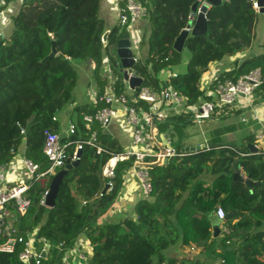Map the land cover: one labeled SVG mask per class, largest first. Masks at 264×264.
<instances>
[{
    "label": "trees",
    "instance_id": "16d2710c",
    "mask_svg": "<svg viewBox=\"0 0 264 264\" xmlns=\"http://www.w3.org/2000/svg\"><path fill=\"white\" fill-rule=\"evenodd\" d=\"M12 1L17 0H6L2 9ZM141 1L148 8L144 19L150 26L149 34L143 41L148 55L133 67L144 77V85L161 90L163 84L170 83L187 97L188 106L214 99L202 88L203 75L213 62L249 46L255 37L257 16L263 15L247 0H223L207 12V33L190 35L179 52L174 48L175 39L188 24L197 0ZM20 2L9 32L0 31V165L11 161L26 137L25 154L42 171L50 165L43 151L45 130L59 132L60 125L54 117L68 103L75 102L74 92L86 65L95 64L93 78L98 93L105 92L109 81L101 72L103 56L110 54L116 63L112 53L116 54L117 42L127 28L122 29L120 24L107 27L100 15L101 0ZM126 2L122 0L120 5ZM106 32L107 44L103 42ZM51 33L59 52L45 58L51 51ZM262 46L261 54L244 59L226 78L236 80L255 68L264 74V41ZM185 50L189 58L181 70L178 68L184 62ZM165 71L177 76L164 79L160 74ZM117 72L114 88L120 93L126 82L118 68ZM254 97L257 103L264 101V82ZM104 105L105 102L96 107L85 104L78 109L80 113H94ZM190 117L173 115L161 124V130L171 122L189 124ZM70 138L80 137L75 134ZM98 142L106 152L99 154L89 145L83 148L79 165L62 180L54 207L41 204L44 188L36 182L29 191L28 212L21 216L15 209L12 211L13 232L33 233L36 241L50 244L42 264H64L65 252L75 246L81 234L91 244L89 264H173L165 254L173 245L195 246L201 252H210L216 256L214 260L222 259L218 264H264V151L251 152L247 146L255 139L248 138L246 144L234 146L221 136L214 137L201 150L173 158L166 165L150 167L153 190L149 197L137 202L135 216L103 223L99 219L119 197L133 159L119 161L115 176L110 179L103 174V167L123 150L115 138L100 129ZM174 144L179 149L186 145L175 140ZM238 168L251 174L259 185L249 188L235 180L233 175ZM110 181L114 188L103 193ZM218 207H223L226 215L234 213L224 220L231 222L227 224L230 233L222 232V252L217 250V238L213 237L208 217ZM235 218L239 220L232 223ZM4 240L0 237V243ZM20 249L21 246L13 253L0 251V264H26L19 259ZM191 263L207 264L199 259Z\"/></svg>",
    "mask_w": 264,
    "mask_h": 264
},
{
    "label": "built area",
    "instance_id": "2783aa9c",
    "mask_svg": "<svg viewBox=\"0 0 264 264\" xmlns=\"http://www.w3.org/2000/svg\"><path fill=\"white\" fill-rule=\"evenodd\" d=\"M121 1L117 0L120 6L119 24L122 27H126L127 32L130 33V48L134 53L133 58L136 63L140 60L138 56L140 40L134 37L131 32L134 25L146 17L148 8L141 0H127L124 6L120 5ZM247 1L252 3L256 12H260L261 6L258 0ZM205 2V0H199L197 11L192 10L189 15V21H195ZM5 5L6 0H0V20L6 18L5 12L8 5L5 10L2 9ZM185 28H187V25L183 29ZM189 30L191 32L192 27ZM103 42L107 44V39L103 38ZM90 67L94 71L95 64L92 63ZM117 68L121 72L118 66ZM132 73L143 78V84L139 87L137 93L136 90H131L130 94L116 92L113 79L107 85L106 89L108 91L101 95L97 90L93 91L91 95L92 104L96 107L99 102H105V105L98 108L94 113L83 115L85 122L84 131L88 133L86 137L82 134L79 139L73 140L69 137V139L67 138L66 141H63V137L59 133L48 129L45 130L43 151L50 162L48 168L41 171L40 165L26 156V137H24L21 146L11 161L0 165V237H5V240L0 243V251L13 253L21 246L19 251L20 260L26 264H42L41 252L36 251L34 247L33 233L9 232L8 223L13 216L12 211L15 209L17 213L24 216L31 206L29 191L33 184L37 182L43 185L47 179L56 174L58 169L66 165L68 158L71 159V162L80 159L78 152L83 150L86 145L95 147L99 154L106 152L98 143V132L92 128L94 123L107 127L118 115L120 107H126L127 122L134 128L132 137L134 148L114 155L106 163L103 173L106 177L112 179L115 176V167L119 161L133 159L130 172L139 181L143 195L149 197L153 190L150 167H140L138 163L153 164L160 162V164H163L166 158L170 161L173 158L187 154V152L177 148L172 140L176 123H169V126L163 130H161V124L168 121L173 115L183 114H190L193 122L202 124L205 120L230 114V111L237 105L239 98L248 102L246 106H252L253 95L256 89L264 82V74L261 69L255 68L236 80L226 78L217 81L214 91L209 94L214 96L213 100H201L197 104L188 106L186 105L187 97L176 90L170 83L163 84L162 89L157 90L144 85V77L138 74L134 67L130 75ZM160 75L164 79H169L171 76H177V73H168L166 75L165 72H162ZM145 103L146 107L144 106ZM252 118H258L257 113H254ZM56 119L57 117L55 116L54 120ZM242 120L246 121L248 118L243 116ZM21 133L25 135L26 129L22 127ZM69 134L71 136L78 134L76 124L72 123L70 125ZM262 144H264V130H260L255 135V145L259 148ZM72 146H74L73 151H71ZM142 146L145 149H139ZM17 163L24 169L25 174L22 175L18 171L19 166ZM12 171L15 174V179L11 182L8 179V172ZM113 188L114 184L110 181L109 189L112 190ZM47 193L48 187H44L41 198L42 205H45ZM216 211L219 218L225 219L226 212L223 207H218ZM99 223H103L101 218ZM221 230L226 235L230 233L227 225H222ZM91 249V244L86 246L85 243L80 241L76 248L77 256L83 262L89 263L90 256L88 253L91 252ZM61 250L62 247H60ZM64 264L76 263L74 259L65 257Z\"/></svg>",
    "mask_w": 264,
    "mask_h": 264
},
{
    "label": "crops",
    "instance_id": "0c3cea01",
    "mask_svg": "<svg viewBox=\"0 0 264 264\" xmlns=\"http://www.w3.org/2000/svg\"><path fill=\"white\" fill-rule=\"evenodd\" d=\"M14 3L16 6H10L6 9L7 19H5L4 21L0 20V31H2V33H6V30L10 29L12 25L13 14L17 12L21 4V2L18 3V0L14 1ZM119 7L120 6H119V3H117V0H101L100 15L102 18L105 19L108 28H111L112 26L119 24ZM148 27L150 26L148 25L147 19L142 18L137 24L134 25V28L132 29V32H131L134 37L140 40L139 42L140 48H139L138 56L140 57V60H144V61L146 60L147 55H148V47H146L145 50H142L143 48L142 46H143V41L145 39V36H148L149 34ZM263 41H264V14L257 16V22L255 25V37L249 46H244L241 49V51L237 52L236 54L226 56L223 60L213 62L210 65L209 70L203 75L202 83H201L202 88L206 91V93L211 94V92L214 91V88H215L214 86L216 85L217 81L223 80L226 77H228L226 75L229 72L238 68V66L244 59L251 57V56L261 54L263 52V46H262ZM187 61L188 59L186 60V62ZM84 69L88 73L87 76L84 73V76L86 77L83 76L84 84L87 86L86 98L82 104H79V101L77 102L75 100V102L73 103L74 106L76 105L82 106L85 104L94 106L91 102V95L93 91H96V90L98 91V84L96 83V81H94L93 72H91L90 70L91 67L86 65ZM111 70L113 69H110L109 72H112ZM165 73L166 75H168V73L170 72L165 71ZM102 75L103 77H107L108 81L112 80V77L109 76L107 73H104V74L102 73ZM126 84L128 85V82H126ZM106 91H108V89H106L105 92ZM252 102H253L252 106H246L248 102L242 98H239V100L237 101V105L234 107L232 111H230V114L210 119V120H216V122L213 124H210L212 125V127L208 125L210 134H206L205 141L198 142L196 144H186L184 147L206 144L212 138L214 137L218 138L219 136H221V138L228 145H234V146L246 144L248 138L255 139L256 133L259 132L260 130H264V101L260 103L255 102V97L253 95ZM254 113H257L258 118L256 119L252 118V115ZM80 114L84 115L85 113H80ZM126 116H127L126 107L121 106L119 109L118 115L113 119V121L107 127H102L100 124H98L99 125L98 128H95L94 125L92 126V128L96 130L97 132H99V129H100L103 132H106L110 134L113 138H115L120 143L123 152H126L134 148V146L132 145V137L134 133V128L127 122ZM243 116L247 117L248 120L243 121L242 120ZM56 120L58 121V117ZM190 120H192L191 117H190ZM191 122L194 123L193 121ZM178 127H181V125L179 126V124H175V130H174V133L172 134L173 142L174 140L177 141L175 138V134L177 132ZM58 133L63 138H66V139L67 138L69 139V137H71V135L69 134V131H62L61 127ZM82 134L87 135L88 133L84 131L82 132ZM250 143H247V146ZM26 148L27 147L25 146V149ZM182 148L180 150H182ZM139 149L143 150L145 149V147L142 146ZM259 150L264 151V144L260 145ZM187 153H190V152H187ZM159 165L161 164L159 163ZM18 166H19V169L21 170L20 171L17 168L18 171L21 172L22 175L25 174L24 169L20 167L19 164ZM105 166L106 164L104 165V167ZM104 167H103V170H104ZM241 170H242L243 175L247 176V174L244 172L242 168ZM18 171L17 173H19ZM8 179L11 182L15 179V174L13 171L8 172ZM50 181L51 179H47L43 185L41 183L40 184L43 188L44 187L49 188ZM143 198H145V196L143 195L142 187L139 181L133 177V174L129 170V172L126 173L125 175V180H124L123 187L121 189L119 197L117 198L116 202L112 205L111 209L101 217V222H105V221L113 220L117 218H122L125 216L134 217L135 216V205L137 204L139 200ZM238 220L239 218H235L233 219L232 223H235ZM230 222L231 221H229V223ZM229 223L228 221L226 222L223 221L222 224L220 225V230H221L222 225H227ZM12 226H13V218H10L9 223H8L9 232H13ZM263 230H264V227H263ZM221 234H222V230H221L220 235ZM218 236L216 237L214 236V230H213V237L217 238ZM79 240L85 243L86 246L90 244L88 237L85 234H81L79 236V239H77L75 246L71 248V250L69 249L68 251L65 252V255L63 256V259H62L63 263H64V258L67 257L69 259H74L76 264H87L86 262H83L82 260H80L79 257L77 256L76 248L78 246V243L80 242ZM46 244L48 243H46L44 240L36 241V238L34 237V247L36 251L42 252ZM216 247L219 252L224 251V247L221 243V240H216ZM88 254L90 256L89 257V261H90L92 257V249H91V252H89ZM165 254L169 259H172L173 264H192L191 261L195 259L202 260L206 262L207 264H218L217 261L219 260V259L214 260V258L216 259L215 255L212 256L210 252L208 253L201 252V250L197 249L195 246L186 248L180 245H173L169 249L166 250ZM162 263L167 264L168 262L166 261Z\"/></svg>",
    "mask_w": 264,
    "mask_h": 264
},
{
    "label": "water",
    "instance_id": "95a60500",
    "mask_svg": "<svg viewBox=\"0 0 264 264\" xmlns=\"http://www.w3.org/2000/svg\"><path fill=\"white\" fill-rule=\"evenodd\" d=\"M206 2L202 5L201 7V11L198 13L195 21H189L187 24V28L182 29L181 33L179 34V36L175 39L174 42V48L181 52L184 49V44L186 39L190 36V35H204L207 33L208 31V20H207V12L210 9L211 6H216V5H220L222 4L223 0H205ZM260 3V13L264 14V0H258ZM199 5V0H197L192 7L193 11H197ZM192 27V30L190 32L189 28ZM108 37V32H106L104 34V39H107ZM130 33L129 32H124L116 45V53H117V57L119 59L118 61V66L121 70V73L123 74V78L126 82H128L129 88L131 90H137L139 89V87L143 84V78L137 74L132 73L130 75V73L133 70V66L135 65V61L133 58V51L131 50L130 46ZM50 41H51V51L50 53L45 57H51V56H55L58 54V48L56 45V40H55V36L54 34H50ZM206 147V144H201V145H197V146H186L182 148V151L185 152H194L197 150H201L203 148ZM249 149L251 150V152H258L259 148L255 145V143H250L248 144ZM83 154V151L80 150L78 152V156L81 157V155ZM80 163V159L72 161L71 159L68 158L67 159V163L64 167H62L60 170H58L56 172V174H54V176L52 177L50 184H49V188H48V193L46 195V200H45V205L47 207H54L56 205V197L58 195L59 189H60V185L62 183V180L64 179V177L67 175L68 171L73 168L78 166ZM160 162L157 163H153V164H146V163H138V166L140 167H152L154 165H159ZM169 163L168 158H166L163 161V164L166 165ZM233 178L237 181H240L244 184H246L249 188H253L256 185H259V182H256L252 179V175L248 174L247 176H244L242 173L241 168H238L237 171L234 173ZM109 188V184H106L104 189H103V193L106 192ZM233 215V212L228 213L225 217V219H221L218 217L217 215V211L214 210L212 211L208 217L212 223L213 226V230H214V236H218L221 233L220 230V225L222 224V222L224 220L229 219L231 216ZM50 250V244H46L45 248L43 249V251L41 252L42 257H46L49 253ZM219 262H222V259H219ZM89 264V263H87Z\"/></svg>",
    "mask_w": 264,
    "mask_h": 264
},
{
    "label": "rangeland",
    "instance_id": "374dc122",
    "mask_svg": "<svg viewBox=\"0 0 264 264\" xmlns=\"http://www.w3.org/2000/svg\"><path fill=\"white\" fill-rule=\"evenodd\" d=\"M10 6H16L14 1H12V3H10L8 5V7ZM124 27H122L123 29ZM9 30H6V33H8ZM142 50L146 49V45L144 44L142 46ZM137 52V51H136ZM113 58L116 59V65L118 66V57H117V53L113 54L112 53ZM189 57V52L187 50L184 51V62L183 64H181L179 66V69L184 70L185 69V64H186V60ZM103 65L101 67V72L107 73L109 76L112 77V79L114 81L117 80V66H115V64H113L112 59H111V55L105 53L103 56ZM119 67V66H118ZM110 69L112 72H109ZM91 72H93L92 68L90 69ZM84 73L87 76V72L84 69ZM83 75L81 76V80L79 81V84L77 85L75 92H74V97L75 100L78 102L79 104H82L85 101L86 98V90H87V86L84 84V79H83ZM114 75V76H113ZM84 76V77H86ZM124 92L127 94H130L131 89L129 88V86L127 84H125V88H124ZM80 107V105H76L74 106L73 103H68L63 109H61L60 111L57 112V117H58V122L59 125L61 127L62 131H69L70 128V124L74 123L77 125L78 127V137H81L82 132H84V130H82L83 128V124L85 125L84 122V118L83 116L80 114V110L78 109ZM216 120H205L202 124H195L190 122L187 125H182L181 127H178L177 132L175 134V138L177 141H181V143L183 144H196L198 142H203L205 141V137L206 134H210V131L208 129V125L215 123ZM95 128H98L99 125L98 123H94L93 124ZM212 127V125H210ZM61 169V168H60ZM58 169V170H60ZM46 206V205H45ZM224 238V235L221 234L220 236L217 237V240H222Z\"/></svg>",
    "mask_w": 264,
    "mask_h": 264
}]
</instances>
